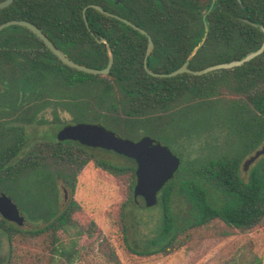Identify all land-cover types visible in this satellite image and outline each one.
<instances>
[{
	"label": "trees",
	"instance_id": "16d2710c",
	"mask_svg": "<svg viewBox=\"0 0 264 264\" xmlns=\"http://www.w3.org/2000/svg\"><path fill=\"white\" fill-rule=\"evenodd\" d=\"M89 5L131 22L150 36L154 47L147 69L153 73L168 74L180 68L201 40L205 22V43L188 64L193 71L239 60L257 50L263 41L256 26L264 29V0H13L0 10V25L14 20L29 22L70 60L93 69H103L107 64L105 45L98 42L103 39L112 52L113 65L105 77L77 72L59 62L30 31L12 26L0 32V84L11 88L22 65L30 67V71L41 68L69 88L95 85L99 90L97 98H115L117 110L121 105L120 114L127 119L165 109L184 94L204 88L208 79L217 82L223 72L231 71L166 79L151 77L143 66L146 37L93 9L85 11V24L82 11ZM236 70L243 111L252 114L251 142L245 143L243 153L211 159L193 173L171 179L163 186L157 198V204L164 208L161 232L155 238V246L151 244L154 249L137 253L138 256L169 257L192 242L195 232L214 222L223 226L224 230L217 234L222 238L229 237L232 231L246 234L264 229V155L258 157L246 179L240 171L242 161L264 144V51ZM21 106L8 110L7 120L30 124L32 119ZM23 132L15 128L6 138L0 133L1 182L18 180L21 170L26 166L29 169L33 159L37 172H48L54 167L69 172L70 178L64 182L74 192L76 173L92 162L112 176H126L128 198H132L136 182L134 161L119 156L130 165L109 163L92 154L97 149L54 139L35 143L18 165L10 159L26 145ZM175 185L187 205L180 217H174L171 208ZM79 212L80 206L71 201L60 212L54 208L42 215L48 221L35 230H24L0 216V240L3 237L8 244V253L0 264H50L52 258L62 255L58 248L59 231L80 228L75 221ZM93 230L90 224L78 232L90 235ZM36 246L38 252H34ZM228 264L261 263L255 254L243 251Z\"/></svg>",
	"mask_w": 264,
	"mask_h": 264
},
{
	"label": "rangeland",
	"instance_id": "374dc122",
	"mask_svg": "<svg viewBox=\"0 0 264 264\" xmlns=\"http://www.w3.org/2000/svg\"><path fill=\"white\" fill-rule=\"evenodd\" d=\"M29 68L26 65L19 68L11 88L0 84V133L4 138L19 127L30 146L56 140V134L65 126L100 125L121 139L137 142L149 138L168 148L179 160L172 179L193 173L211 159L243 153L245 143L251 142L252 114L247 115L241 105L236 82L238 67L223 72L217 82L208 79L204 88L184 94L165 109L127 119L120 114L121 105L117 110L115 98H97L99 90L95 85L69 88L51 72ZM19 105L32 119L30 124L7 120V111ZM92 154L109 163L130 165L110 151L97 149ZM254 155V152L248 155L240 165L244 179L259 161L257 158L243 169L244 162ZM62 171L54 167L48 172H27L13 185L6 182L2 188L25 217L21 226L24 230L43 226L48 218L42 215L54 208L60 212L71 201L81 208L75 216L78 228L93 225L90 235L79 233L80 228L59 231L58 248L62 255H56L50 264H228L243 251L255 254L264 264V229L246 234L232 231L229 237L222 238L217 234L224 230L223 226L215 222L195 232L192 242L169 257L138 256L137 253L154 249L151 244H156L164 217L161 204L147 208L140 200L128 198L126 176H112L92 162L76 173L74 192L64 182L69 180L70 173ZM186 207L175 185L171 201L174 217L184 215ZM33 243L36 245V239ZM38 250L36 246L34 252ZM7 253L8 244L2 237L0 261Z\"/></svg>",
	"mask_w": 264,
	"mask_h": 264
},
{
	"label": "water",
	"instance_id": "95a60500",
	"mask_svg": "<svg viewBox=\"0 0 264 264\" xmlns=\"http://www.w3.org/2000/svg\"><path fill=\"white\" fill-rule=\"evenodd\" d=\"M12 1L13 0H4L0 2V10L7 8L12 3ZM87 9H93L105 16L114 18L146 37L147 47L143 66L148 75L154 78H174L182 74L202 76L218 70H230L250 62L254 58L261 55L264 51V29L261 26L255 25L263 34L262 44L257 50L246 54L239 60L216 64L199 71H192L188 68V64L190 60L196 55L198 50L204 45L207 37L208 25L205 22L204 34L201 40L191 50L190 54L187 56L185 62L180 68L168 74L153 73L147 69V59L151 56L154 46L150 36L147 35L145 31L136 27L134 24L127 20L105 12L97 5H89L83 9L82 16L85 24V11ZM205 17L206 12H203V20H205ZM12 26H19L30 31L40 42L43 43L47 50H49L59 62L77 72L93 76L105 77L108 76L113 65L112 52L109 45L103 39L99 40V43H103L105 45L107 64L103 69H93L85 67L83 65H79L70 60L60 50L55 48L51 41L48 40L38 28L31 25L29 22L14 20L3 23L0 25V32ZM56 140L58 142H77L84 147L110 151L119 156H123L126 159L134 161L136 166V182L133 188L132 197L134 201L140 200L143 203L144 207L147 208H151L157 204L158 193L160 192L162 187L173 178L174 174L179 168V160L165 146H162L149 138H142L137 142L124 140L116 136L114 133L107 131L100 125L77 124L65 126L56 134ZM262 155H264V145L255 153L254 156L250 157L244 162L243 168L246 169L256 160V158ZM0 216L4 220L11 222L18 227H21L24 223V217L18 211L15 204L4 194H0Z\"/></svg>",
	"mask_w": 264,
	"mask_h": 264
},
{
	"label": "flooded vegetation",
	"instance_id": "af4514ba",
	"mask_svg": "<svg viewBox=\"0 0 264 264\" xmlns=\"http://www.w3.org/2000/svg\"><path fill=\"white\" fill-rule=\"evenodd\" d=\"M41 31V30H40ZM47 38V37H46ZM48 39V38H47ZM49 40V39H48ZM99 42V41H98ZM52 43V42H51ZM55 47V46H54ZM56 48V47H55ZM59 50V49H58ZM61 51V50H60ZM62 52V51H61ZM63 54H64V52H62ZM65 55V54H64ZM66 56V55H65ZM67 57V56H66ZM74 62V61H73ZM25 114H27V112L25 113ZM34 145V144H33ZM33 145H30V146H28L27 145V143H26V145H25V147L23 148V149H21V150H19L18 152H16L15 154H13V155H11V157L13 158H11L10 160H15V162L18 164V165H20L21 164V162L24 160V158H26V156H27V154H26V152L29 150V149H31V147L33 146ZM256 153V151L254 152V154ZM33 160V159H32ZM31 160V166L29 167V169L27 168V166L24 168V170H21V176H20V179H21V177L23 176V175H26V173L27 172H33V171H35V161L33 160L32 161ZM9 163H10V161H9ZM25 163H26V161H25ZM33 163V164H32ZM32 165H33V167H32ZM244 169V168H243ZM242 169V170H243ZM245 170V169H244ZM22 172H24V173H22ZM10 182V183H9ZM8 183H9V185H13V182H15V181H9ZM4 184H6V182H1L0 181V194H3V191H2V188L4 187ZM16 206V205H15ZM18 209V208H17ZM18 211H19V209H18ZM20 212V211H19ZM22 215V214H21ZM23 216V215H22ZM24 217V216H23ZM24 221H25V217H24ZM9 222V221H8ZM24 224V223H23Z\"/></svg>",
	"mask_w": 264,
	"mask_h": 264
}]
</instances>
